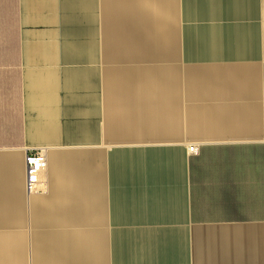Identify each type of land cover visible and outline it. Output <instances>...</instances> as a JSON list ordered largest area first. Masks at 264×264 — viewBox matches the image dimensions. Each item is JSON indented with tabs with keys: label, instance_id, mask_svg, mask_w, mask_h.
Segmentation results:
<instances>
[{
	"label": "crops",
	"instance_id": "obj_1",
	"mask_svg": "<svg viewBox=\"0 0 264 264\" xmlns=\"http://www.w3.org/2000/svg\"><path fill=\"white\" fill-rule=\"evenodd\" d=\"M0 264H264V0H0Z\"/></svg>",
	"mask_w": 264,
	"mask_h": 264
},
{
	"label": "built area",
	"instance_id": "obj_2",
	"mask_svg": "<svg viewBox=\"0 0 264 264\" xmlns=\"http://www.w3.org/2000/svg\"><path fill=\"white\" fill-rule=\"evenodd\" d=\"M188 150L189 152L196 153L197 148L190 146ZM26 157V188L29 193H32L38 190V185L42 182V172L48 165V159L42 149L29 152Z\"/></svg>",
	"mask_w": 264,
	"mask_h": 264
}]
</instances>
